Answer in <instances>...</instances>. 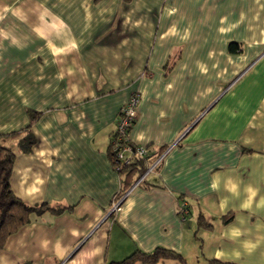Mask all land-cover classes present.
<instances>
[{
  "label": "crops",
  "instance_id": "1",
  "mask_svg": "<svg viewBox=\"0 0 264 264\" xmlns=\"http://www.w3.org/2000/svg\"><path fill=\"white\" fill-rule=\"evenodd\" d=\"M133 92L128 138L161 160L123 191L108 145ZM0 137L14 195L66 208L32 215L0 264H264V0H0Z\"/></svg>",
  "mask_w": 264,
  "mask_h": 264
},
{
  "label": "trees",
  "instance_id": "2",
  "mask_svg": "<svg viewBox=\"0 0 264 264\" xmlns=\"http://www.w3.org/2000/svg\"><path fill=\"white\" fill-rule=\"evenodd\" d=\"M232 46L233 44H230V47ZM35 116V113H30L31 119H33ZM15 134L17 133H12L11 135L13 136ZM116 136L117 133L115 126V129L111 134L108 145V154L114 168H116V163H114L112 159V147L113 141L115 140ZM2 141L3 137H0V248L4 246L6 240L10 235L15 233L21 226L27 224L30 221L32 215H40L45 212L60 214L66 209L65 207L52 206L48 203L28 205L14 195L10 187V176L16 153L11 147L4 145ZM35 143L36 137L29 130V127H27L24 130V135L19 137L17 146L20 151L27 153L31 150ZM146 169V159L138 157H133L128 164L119 168L118 174L123 178V185L121 189H123L124 191L128 187V185H130L132 182L134 183L140 176L144 174ZM180 212L181 211L179 210V213ZM223 219L224 223H226L230 218L224 217ZM197 225L199 228L205 229L211 227V224H209L202 215L198 216ZM167 258L178 259L180 262H182V264H187L180 254H177L174 251L164 248H156L150 253H143L141 251L136 250L129 256L125 257L123 260L118 262H110L109 264H132L137 260H140L144 264H155L157 261ZM208 263L234 264L231 262H222L216 259H208Z\"/></svg>",
  "mask_w": 264,
  "mask_h": 264
},
{
  "label": "built area",
  "instance_id": "3",
  "mask_svg": "<svg viewBox=\"0 0 264 264\" xmlns=\"http://www.w3.org/2000/svg\"><path fill=\"white\" fill-rule=\"evenodd\" d=\"M138 100V93H131L126 103L122 106L118 116V120L116 123L117 136L113 141L112 147V159L114 163H116L115 169L117 172L119 168L128 164L133 157L148 159L149 164L146 170L153 169L159 164L161 160V155L156 154V151L149 147L134 145L128 138L129 129L133 125V122L136 118V107ZM145 173L146 172H144V174ZM144 174L140 176L134 183H141L144 179ZM120 202V198H116L112 202L110 212L116 211L119 207ZM180 211L182 217H185L188 214V205L186 202L182 201L180 203Z\"/></svg>",
  "mask_w": 264,
  "mask_h": 264
},
{
  "label": "rangeland",
  "instance_id": "4",
  "mask_svg": "<svg viewBox=\"0 0 264 264\" xmlns=\"http://www.w3.org/2000/svg\"><path fill=\"white\" fill-rule=\"evenodd\" d=\"M201 229V228H200ZM196 236H198L197 238H198V241H200V237L202 236L203 237V235H202V232H201V230L200 231H198V233H197V235ZM202 245H203V242H200V246H199V252L201 253L202 252ZM199 261V260H198ZM199 264H201V263H199Z\"/></svg>",
  "mask_w": 264,
  "mask_h": 264
}]
</instances>
